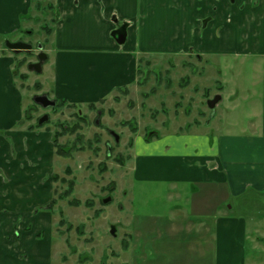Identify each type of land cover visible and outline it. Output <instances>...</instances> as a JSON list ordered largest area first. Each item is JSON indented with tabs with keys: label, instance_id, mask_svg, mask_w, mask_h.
<instances>
[{
	"label": "crops",
	"instance_id": "1",
	"mask_svg": "<svg viewBox=\"0 0 264 264\" xmlns=\"http://www.w3.org/2000/svg\"><path fill=\"white\" fill-rule=\"evenodd\" d=\"M49 2L58 10L52 32L58 48L57 89L68 76H78L76 69H68L69 64L84 67L72 90L56 93L80 97L82 103L100 101L115 89L136 84L145 54L188 49L200 59L204 55L208 63L214 55L235 56L236 67L231 63L217 69L221 99L215 108L226 104L223 118H214L216 108L211 119L206 115L189 122L185 134L197 139L183 145L189 153L167 159L147 156L142 164L137 161L135 171L150 173L148 167L159 166L165 173L161 177L169 183L199 185L191 192L192 211L219 214L215 224L204 227L215 239L216 264H264V222L251 223L243 216L223 213L224 202L241 199L242 204L263 209L259 212L264 215V0H0V33L41 24L43 17L47 19ZM116 19L128 24L122 44L112 34ZM197 22L199 35L192 32ZM192 42L197 45L193 47ZM240 56L251 58L252 70L260 73L243 85L232 81L242 79ZM15 57L0 46V228L5 223L7 230L22 224L19 237L2 236L10 248L25 253L26 259L12 256L11 264H50L48 238L39 239V235L54 222L53 210L47 206L54 192L48 180L58 155L51 131L25 125L27 106L16 77ZM228 68H236L238 78L227 76ZM230 82L232 91L227 88ZM161 159L165 162L155 164ZM21 175L24 182L18 180ZM14 197L30 202L26 207L14 206Z\"/></svg>",
	"mask_w": 264,
	"mask_h": 264
},
{
	"label": "rangeland",
	"instance_id": "2",
	"mask_svg": "<svg viewBox=\"0 0 264 264\" xmlns=\"http://www.w3.org/2000/svg\"><path fill=\"white\" fill-rule=\"evenodd\" d=\"M51 4H48L47 19L43 17L41 24H32L33 29L0 33V46L6 45L8 40L21 39L33 44L32 54L22 52L15 57L22 62L16 77L22 84L25 105L33 108V118L25 120V125L35 124L38 117L48 114L42 128L51 131L52 137L55 131L64 130L58 141L71 147L69 156L57 154L53 175L48 180L53 185L54 201L47 206L53 210L54 222L48 232L39 235V239L48 238L50 264H102L104 261L106 264H123L125 260L131 264H216L215 239L204 227L215 224L219 214L192 211L194 195L191 196V192L199 185L185 181L169 183L166 177H161L165 173L158 169L159 166L148 167L150 173L135 171V167L137 161L142 164L147 156L162 159L184 156L189 151H185L183 145L197 142L185 134L189 122L206 115L211 119L216 108L214 118H223L228 111L226 104L210 108L208 100L220 90L217 81L220 71L217 69L231 63L236 67L235 56L228 53L214 55V61L208 63L204 55L200 59V55L188 49L145 54L141 58L136 84L125 90L115 89L100 101L84 100L82 103L80 97L75 99L56 93L57 90H72L71 86L77 84L84 67L69 64L68 69H76L78 76H68L57 89L54 77L58 64L55 49L58 48L52 32L58 10ZM196 26V30L192 27L193 34L199 29L198 22ZM32 30L33 33H29ZM39 44H43L48 59L43 64V71L35 72L29 69V63L36 61ZM194 45L197 44L192 42ZM251 61L248 56L238 57L242 79L232 81L243 85L249 78L260 76L257 70H252ZM225 71L227 76L238 78L236 68ZM20 73H25L27 78L22 79ZM231 86L233 82L227 84L229 91H232ZM43 93L56 100L65 99L67 103L55 111L35 104L34 95ZM74 126L78 128L71 131ZM208 127L212 129L211 125ZM112 131L119 135L118 142ZM151 133L158 135L150 137ZM162 159L155 164L164 163ZM70 179L75 180L72 194L68 198H59ZM18 180L24 182L25 176L21 175ZM70 199H79L81 204L73 205ZM29 202L28 198L14 197L12 200L14 206L26 207ZM224 203L225 217L243 216L251 223L264 222V215L259 212L263 209L257 205L242 204L241 199ZM62 218L64 224L60 223ZM6 224L0 228V264H11L13 257L26 259L25 253H20L17 247L10 248L2 238L19 237L22 224H13L11 230L6 229ZM113 227L115 232L111 233ZM31 229V226L27 227L26 232ZM125 243L129 246L127 249Z\"/></svg>",
	"mask_w": 264,
	"mask_h": 264
},
{
	"label": "water",
	"instance_id": "3",
	"mask_svg": "<svg viewBox=\"0 0 264 264\" xmlns=\"http://www.w3.org/2000/svg\"><path fill=\"white\" fill-rule=\"evenodd\" d=\"M115 21H116V23H119L118 19H116ZM127 27H128V24L126 22H124V23H122V25L118 29H115L112 33L113 36L115 37V39L117 40V42L120 44H122L126 41ZM6 46L9 49L14 50L16 52L21 51V50L31 51L33 49L32 43L25 42L23 40H19V41H15V42L8 40L6 42ZM42 47H43V44H39V48H42ZM47 58H48V54L45 51H41L38 54V61L30 63L29 69L32 71H35V72H42L43 71V63ZM220 99H221L220 94H217L215 97L209 99L208 103H209L210 108H214ZM34 102L43 106L44 108L51 107L53 109H55L56 104H57V100L51 98L46 93L34 95ZM48 118H49L48 114L43 115L39 119V123L47 121ZM112 134L114 135L116 141L118 142L119 141V135L116 134L114 131H112ZM109 199L110 198L106 199L105 202H107ZM114 232H115V228L113 227L111 229V233H114Z\"/></svg>",
	"mask_w": 264,
	"mask_h": 264
},
{
	"label": "trees",
	"instance_id": "4",
	"mask_svg": "<svg viewBox=\"0 0 264 264\" xmlns=\"http://www.w3.org/2000/svg\"><path fill=\"white\" fill-rule=\"evenodd\" d=\"M48 31L50 32L51 29L48 28ZM21 65H22V62L17 60V62H16V73L17 74H18V70H19V68H20ZM138 72H140V69L138 70ZM19 76L22 79L27 78V75L25 73H20ZM186 80H188V79H186ZM126 88L127 87H125L123 89L125 90ZM66 103H67V100H65V99H57V105H56V108L54 109V111L57 110L61 105H65ZM90 105L91 106H94V103H91ZM32 109H33L32 107H27L25 109L24 119H23L24 121L25 120H31L33 118ZM44 122L39 123V120L37 119V122L35 124H32L30 127H33V126L34 127H42V126H44V124H43ZM77 128L78 127H75L74 126V127H71L70 130L71 131H75ZM67 129H69V128L67 127ZM64 133H65L64 130H62V131H55V133H54V135L52 137L53 138V144L55 146V150H56V153L58 155H61V156H69L71 154V149H70L71 147L67 148V145H65L63 143H60L58 141L59 137L61 135H63ZM157 135H158L157 133H154V134L151 133L150 134V137H154V136H157ZM80 136H79V138H80ZM54 177L57 178L56 175ZM67 182H68V187L58 195L59 198H62V199L68 198L72 194V192L74 190L75 180L74 179H70ZM111 190H114L113 187H112ZM52 201H54V199ZM69 202L71 204H73V205H80L81 204V202H80L79 199H70ZM85 203L88 205V201L87 200L85 201ZM49 208H51V207H49ZM60 213L63 215V211L62 210H60ZM64 222H65V220H64V218H62L60 220V223H63L64 224ZM69 227H70V225H69Z\"/></svg>",
	"mask_w": 264,
	"mask_h": 264
},
{
	"label": "flooded vegetation",
	"instance_id": "5",
	"mask_svg": "<svg viewBox=\"0 0 264 264\" xmlns=\"http://www.w3.org/2000/svg\"><path fill=\"white\" fill-rule=\"evenodd\" d=\"M121 25H122V23H118L116 29H118ZM29 33H33V31H30ZM21 40H23V39H21ZM23 41H25V40H23ZM25 42H27V41H25ZM29 43H30V42H29ZM3 47H4V51H8V50H10V51H12V52L15 54V56H18V55H19L20 53H22V52H25L26 54H32V52H33V49H32L31 51L21 50V51L16 52V51H14V50L9 49L6 45H3ZM44 50H45V49H44V46H43L42 48H39V45H38V50H37V52H36V55H37V59H36V61H38V54H39L41 51H44ZM36 61H35V62H36ZM31 63H32V62H31ZM29 64H30V63H29ZM51 109L54 110L53 108H51ZM41 117H42V116L38 117V120H39ZM124 247H125V249H127L129 246L127 245V243H125ZM131 263H132V262H131ZM131 263H128V261L125 260L123 264H131ZM102 264H106V261L102 262Z\"/></svg>",
	"mask_w": 264,
	"mask_h": 264
}]
</instances>
